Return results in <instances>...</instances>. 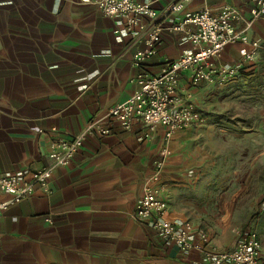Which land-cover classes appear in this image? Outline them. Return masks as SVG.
Instances as JSON below:
<instances>
[{"label":"crops","instance_id":"0c3cea01","mask_svg":"<svg viewBox=\"0 0 264 264\" xmlns=\"http://www.w3.org/2000/svg\"><path fill=\"white\" fill-rule=\"evenodd\" d=\"M139 1L161 12L177 2L183 8L155 20L140 18L131 34L124 18L105 16L92 2L0 0V174L31 178L52 166L49 145L56 133L73 137L126 101L142 72L134 54L148 49L153 26L230 5L242 15L237 29L250 41H264V19L248 23L254 0ZM188 48L184 33L164 30L143 71L158 73L163 59H176ZM251 50V43L230 44L221 62L235 63ZM260 52L264 43L246 66ZM196 87L184 76L181 95L193 98ZM194 127L166 141L162 128L145 139L142 124L126 129L116 121L109 134L88 136L69 165L54 168L48 190L37 188L0 217V264H192L199 253L181 251L137 219L135 210L149 180L159 175L157 187L168 180L180 144ZM8 198L0 189V202ZM170 215L177 219L175 212ZM238 236L216 248H232Z\"/></svg>","mask_w":264,"mask_h":264},{"label":"built area","instance_id":"2783aa9c","mask_svg":"<svg viewBox=\"0 0 264 264\" xmlns=\"http://www.w3.org/2000/svg\"><path fill=\"white\" fill-rule=\"evenodd\" d=\"M83 1L92 2L105 16L124 18L127 31L131 34L140 18L155 20L183 8L182 2L173 3L166 12H161L150 2L139 0ZM241 18L237 8L226 5L219 13L203 8L177 22L153 26L149 30L148 49L134 54V65L142 69L136 80V91L126 101L109 108L105 118L92 119L79 134L68 137L56 133L49 145L52 166L36 170L31 178L20 174H0V189L10 195V198L0 202V217L12 204L31 197L37 188L48 190L54 168L69 165L88 136L109 134L116 121L126 129L132 128L135 123L142 124L145 139L153 137L162 128L166 141L176 132L202 121L203 114L193 101L192 94L188 93L186 98L181 95L182 79L187 76L193 87L202 83L224 84L234 80L247 67L245 62L255 58L264 41H250L243 31L238 30L236 23ZM259 19H264V0H254L248 23ZM164 30L184 33L191 48L183 50L176 59H163L158 73L144 72L146 62L158 52ZM238 42L251 43L252 50L235 63L221 62L225 48ZM53 130L56 132V128ZM161 167L162 162H159V169ZM158 180L159 175L145 186L135 216L181 251L199 253V259L192 264H264V245L257 231L240 233L232 248L221 250L213 246L208 233L193 222L171 219L168 201L156 185Z\"/></svg>","mask_w":264,"mask_h":264},{"label":"rangeland","instance_id":"374dc122","mask_svg":"<svg viewBox=\"0 0 264 264\" xmlns=\"http://www.w3.org/2000/svg\"><path fill=\"white\" fill-rule=\"evenodd\" d=\"M196 88L203 120L180 144L159 186L168 214L194 222L216 247L253 230L264 243V52L234 80Z\"/></svg>","mask_w":264,"mask_h":264}]
</instances>
